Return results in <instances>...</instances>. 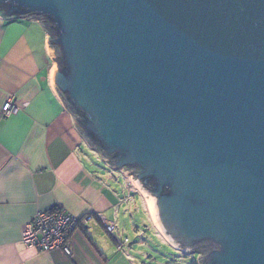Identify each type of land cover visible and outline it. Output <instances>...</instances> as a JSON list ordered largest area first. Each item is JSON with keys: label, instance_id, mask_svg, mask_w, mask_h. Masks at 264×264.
<instances>
[{"label": "water", "instance_id": "obj_1", "mask_svg": "<svg viewBox=\"0 0 264 264\" xmlns=\"http://www.w3.org/2000/svg\"><path fill=\"white\" fill-rule=\"evenodd\" d=\"M3 8L48 33L51 83L75 128L131 175L173 249L198 264H264V0Z\"/></svg>", "mask_w": 264, "mask_h": 264}, {"label": "crops", "instance_id": "obj_2", "mask_svg": "<svg viewBox=\"0 0 264 264\" xmlns=\"http://www.w3.org/2000/svg\"><path fill=\"white\" fill-rule=\"evenodd\" d=\"M48 37L37 19L0 17V264H136L129 256L132 248L117 252L114 238L119 236L106 233L97 218L114 224V231L121 221L134 226V207L121 217L123 204L133 200L120 199L108 185V175L90 159V153H97L58 98L51 83L56 63L47 51ZM10 100L19 110L3 117L2 107ZM140 201L148 223L171 247L155 227L149 206ZM55 208L75 218H92L71 235L70 257L21 243L24 226L38 212Z\"/></svg>", "mask_w": 264, "mask_h": 264}, {"label": "rangeland", "instance_id": "obj_3", "mask_svg": "<svg viewBox=\"0 0 264 264\" xmlns=\"http://www.w3.org/2000/svg\"><path fill=\"white\" fill-rule=\"evenodd\" d=\"M90 159L92 160V162H94L97 169L103 175H108L106 181L109 186L117 190L120 199L132 198V203L123 204L121 217L125 214L127 208L134 207L135 210L136 207L134 205V202L139 208L138 214L134 213V210L130 212L133 216H136L134 219L137 220L138 223L132 226L130 224H126V221H121L120 226H117L118 231H114L113 233V236H119V240L128 241V246L132 248L131 255L129 256L136 264H192L193 262L198 264L197 257L200 256V253L189 256L183 255L182 253L171 248L153 230L151 225L148 223V220L146 219L145 213L143 212V208L141 206L140 198L146 206L148 205L146 197L141 192V190L134 185L133 182H135V180L130 181L131 175H128L126 177L121 171L120 174L126 179L125 180L118 174V172H114L111 171V169L106 168V165L102 162L98 155L94 153H90ZM108 178H110V180ZM127 181H129L130 183L129 191ZM129 192L133 194V197L129 194ZM150 215H152L151 212ZM151 217L154 225H156L153 216ZM155 227L160 231L157 226ZM104 235L106 236V238H108V240L110 239L106 233H104Z\"/></svg>", "mask_w": 264, "mask_h": 264}, {"label": "built area", "instance_id": "obj_4", "mask_svg": "<svg viewBox=\"0 0 264 264\" xmlns=\"http://www.w3.org/2000/svg\"><path fill=\"white\" fill-rule=\"evenodd\" d=\"M18 107L13 101H8L2 107V116L9 117L18 112ZM102 223L104 230L113 235L115 226L106 222L100 216L97 217ZM92 220L90 217L75 218L65 210L55 208L46 212H38L33 219L27 223L22 231L21 243L30 249L42 253L59 251L64 256H71V235L81 228H85ZM128 247V241L115 238L117 252H122Z\"/></svg>", "mask_w": 264, "mask_h": 264}, {"label": "trees", "instance_id": "obj_5", "mask_svg": "<svg viewBox=\"0 0 264 264\" xmlns=\"http://www.w3.org/2000/svg\"><path fill=\"white\" fill-rule=\"evenodd\" d=\"M0 13H2L4 16H6V8H3L1 11H0ZM46 26V28H48V26L47 25H45ZM84 229V228H83ZM192 264H196L195 262H193Z\"/></svg>", "mask_w": 264, "mask_h": 264}, {"label": "bare ground", "instance_id": "obj_6", "mask_svg": "<svg viewBox=\"0 0 264 264\" xmlns=\"http://www.w3.org/2000/svg\"><path fill=\"white\" fill-rule=\"evenodd\" d=\"M148 203V202H147ZM149 206V205H148ZM151 211V210H150Z\"/></svg>", "mask_w": 264, "mask_h": 264}]
</instances>
